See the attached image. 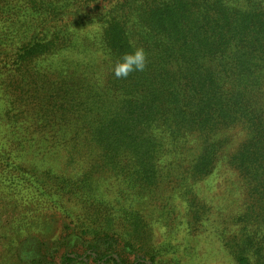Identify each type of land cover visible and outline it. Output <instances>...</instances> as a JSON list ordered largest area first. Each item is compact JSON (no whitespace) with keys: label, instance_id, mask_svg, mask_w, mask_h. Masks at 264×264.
<instances>
[{"label":"trees","instance_id":"obj_1","mask_svg":"<svg viewBox=\"0 0 264 264\" xmlns=\"http://www.w3.org/2000/svg\"><path fill=\"white\" fill-rule=\"evenodd\" d=\"M84 1L89 0H17V6L10 13L6 11L7 14L4 7L8 6V2L2 3L0 0V17L4 14V18L11 21L13 29H24L28 25L34 28L35 25L42 30L45 26L43 23L55 27L46 41L35 38L31 32L23 33L22 36L29 39L27 47L17 50L15 58L11 55L12 61L35 58L47 52L56 39L64 41L65 27L68 25L66 21L63 22L64 16L68 8L77 10ZM19 13L21 17L25 15L24 20L19 17L14 19ZM35 15L40 20H35ZM99 16L101 29L97 40L103 53L102 62L105 60L107 64L102 67L112 77L108 84L111 87L115 85L110 92L105 93L107 96L104 101H109L106 103L109 107L103 113L107 116L116 114L123 101V106L131 108L129 114L132 125H136L125 126L130 133L124 136L128 138L129 144L132 141L131 146L135 151L136 148L150 146L154 175L149 181L137 168L131 170L133 166L129 167L127 157H123L125 164L121 165V174L114 178V185H118L119 190H127L130 205L135 204L139 208L132 211L134 213L131 215L117 212L113 219L117 231L114 229L111 234L105 233L102 226V219L108 213L102 212L97 218L98 222L91 216L89 225L80 221L81 234L96 241L93 246L83 249L81 256L65 252L61 256V263L70 264L73 258L83 259L87 256L92 263L110 258L113 264H140L130 255L125 261H119L121 245L133 251H137L141 245H137V236L130 232V226L126 231L129 237L119 235L125 232L131 218L139 215L141 224L147 228L146 204L173 201L175 197H184L187 202L192 199L195 204L196 196L193 193L196 192L193 189L196 183L211 175L222 176V187L228 186L231 193L243 194L244 198L247 195L249 200L245 201L250 203V213L236 214L231 218L230 225H223L216 230L225 253L235 260V264H264V0H129V3L117 0ZM26 20L29 22L26 23ZM75 21L80 22L79 19ZM2 32L7 33L0 31V37L4 35ZM133 47L145 49L148 58L145 70L131 73L127 78H116L112 72L114 61L119 54ZM70 63L66 58L64 65L69 66ZM16 72L17 68L13 76L21 78L22 74ZM90 78L89 84L92 85V79H97ZM6 84L15 85L12 78ZM45 84L61 86L65 82L62 78L59 82L34 83L35 95L40 96L42 90L49 92L45 90ZM115 88H118V92L112 95ZM81 90L83 85L77 88V91ZM24 94H27V90ZM53 97L50 95L47 99ZM42 99L40 96L41 108L47 105L41 102ZM80 100L84 110L85 107L94 108L91 95ZM72 101L76 102L73 98ZM78 104L73 103L74 107L69 109L63 107L59 115L63 120L62 126L53 131L47 127L43 130L42 126H39L41 131L36 130L46 137L54 138V142L60 139L69 130L73 114L79 112L76 109ZM57 112H60L59 106H54L51 112L42 110L45 113L43 117ZM14 118L15 114L11 119ZM145 125L146 130L143 129ZM121 132L126 133L125 130ZM9 133L11 138L0 130V184H5L8 193H18L24 189L27 181L14 177L2 179L1 173L11 176L17 170L21 174L23 171L29 172L20 164V151L25 147L23 143H30V138L20 136L18 128L11 127ZM180 176L187 178L188 188L184 192L178 184ZM33 177V185L42 190L41 193L33 194L32 190L28 194L30 200L23 197L20 203H11L9 196L0 200V218L5 222L2 225L7 227V235L2 236L4 226L0 225V264L5 259H10L11 264H15V260L26 264L20 253L25 242L34 240L38 241L35 245L38 247V258L32 262L53 264L52 259L66 244L58 240L59 220L62 227L65 225L69 231L67 236L70 239L77 236L74 228L61 220L60 215L65 214L58 208L63 201L62 195L52 191V188H46L36 175ZM79 183L84 184L85 181ZM70 190L72 187L68 185L67 192ZM191 193L192 196L188 197ZM89 197L84 196L85 203L92 209L94 201ZM28 202V210L16 216L20 219L13 220L5 215L9 211L16 214L15 207H22ZM40 204H45L46 208L54 212L53 216H58V227L50 228L49 234L41 231L42 218L33 211V207L37 210ZM197 212L198 209L194 210V215L199 218ZM77 216L79 213H70L68 217ZM217 218L227 223L225 218L222 219V214H217ZM30 224L38 228L26 230ZM46 242L49 246H46ZM89 250L91 253H88ZM46 256L51 259L47 263L41 260ZM149 260V264L161 262L152 255ZM251 260L254 263H249Z\"/></svg>","mask_w":264,"mask_h":264},{"label":"rangeland","instance_id":"obj_2","mask_svg":"<svg viewBox=\"0 0 264 264\" xmlns=\"http://www.w3.org/2000/svg\"><path fill=\"white\" fill-rule=\"evenodd\" d=\"M16 1L1 0L2 3L8 2V6L4 7L5 13H10L17 6ZM126 1L129 3V0ZM116 2L117 0L96 2L89 0L81 2L77 10L68 8L63 19V22L68 23L65 27L66 39L62 42L56 39L55 44L44 54L31 59L26 58L20 62L12 61L11 55L15 58L17 50L27 45L29 39L22 34L31 32L35 38L46 41L55 27L43 23L45 26L42 27V30L36 28L35 25L34 28L32 25H28L24 29L14 28L17 29L14 30L10 25L11 21L6 20L4 14L0 17V31H7V33L2 32L6 36L0 37V130L5 131L10 137L11 127L18 128L20 136L30 138V143H23L25 147L20 151L22 156L20 164L29 169V172L23 171L21 174L17 170L15 173H11V176L1 173L2 179L3 177L6 179L14 177L22 181L26 180L27 183H25L24 189L18 193L12 191L8 193L5 184H0V192H3L0 193V200L9 196L11 203H20L23 197L28 198V194L32 190L33 194L41 193L42 190L33 185L32 180L35 175L46 188H52V191L62 195L63 201L58 205V208L60 207L65 214L60 215L61 220L69 223L77 236L70 239V236H67L69 231L65 229V225L62 227L59 220L57 232L60 234V238L58 240L66 244L52 259L53 264H62L61 256L65 252L81 256L83 249L94 245L96 239L92 240L88 235L81 234L80 221L89 225L91 216L94 221L98 222L97 218L102 212L108 213L107 217L104 219L101 217V219L105 233L111 234L114 229L117 231L113 220L117 212L131 215L134 213L132 211L139 208L135 204L134 206L130 205V201L127 200V190H119L118 185H114V178L121 174V165L125 164L123 157H127L129 167L133 166L131 170L137 168L149 181H152L154 175L155 167H152V158L149 154L150 146H147L148 150H146L147 147H142L143 149L136 148L135 151V148L131 146L132 141L129 144L128 138L124 136L130 133L127 131L128 129L124 128L125 126L136 125H132V118L129 114L131 108L123 106L125 104L123 101L116 114L107 116L106 113H103L109 107L106 105L109 101H104L107 96L105 93L110 92L115 85L111 87L108 84L112 77L109 72L106 74L105 68L102 67H106L107 64L105 60L102 62L103 53L100 44H98L99 40H97L98 32L101 29L99 15L110 9ZM21 13L24 14V11ZM21 13L15 15L14 19L19 17L24 20L25 15L21 17ZM37 18L40 20L35 15V20ZM78 19L80 22L75 21ZM38 31L43 32L35 34ZM113 51L118 55L115 48ZM126 51L129 50L124 52ZM66 58L71 62L69 66L64 65ZM16 68V73L22 74L21 78L13 76ZM90 76L97 79H92V85L89 84ZM10 78L14 80V87L6 84ZM62 78L65 82L64 85L45 84V90L49 92L44 90L39 92V95L43 97L41 102L47 104L41 108L39 105L40 96L35 95L34 83L59 82ZM94 81L97 82L94 83ZM82 85L83 90L77 91V88ZM6 87L8 88L6 89ZM26 90L27 94H24ZM117 92L118 88H115L112 95ZM50 95H54V97L47 99ZM90 95L94 101L92 103L94 108L85 107L84 110L80 99L85 100ZM72 98L76 102H73ZM73 103H79L76 106L79 112L73 114L66 134L54 142V138L46 137L47 135L44 136L39 132L41 131L39 126H42L43 130L44 127H47L50 131L62 126L63 120L59 118V115L63 112V107L67 106L68 109L74 107ZM54 106H59L60 112L43 117L45 113H42V110L51 112ZM10 107H13L14 110H11ZM14 114L15 118L11 119ZM143 129H147L146 125L143 126ZM121 130H125L126 133ZM156 169L158 170V166ZM156 173L159 177L158 172ZM221 177L210 175L196 183L193 189L196 192V194L193 193L196 196V205L191 201L192 199L187 202L184 197H175L173 201L146 204L145 217L146 222L149 223L147 228L141 224L139 215H134V218H131L130 223L127 224L125 232L119 234L125 238L129 237L130 235H127L126 231L130 226V232L137 236L136 243L137 245L141 244V248L133 251V249L121 245V260L118 258L119 261H125L130 255L131 259L139 260L140 264H149V258L152 255L155 260H161L160 264H235V260L225 253L223 242L218 240V231L216 230L223 225H230L231 218L236 214L250 213V203L245 201V199L249 200L247 195L244 198L243 194L231 193L230 187H222ZM80 181H85V183L80 184ZM186 181L187 178L183 179L180 176L178 184L181 185L182 192L186 190V187L188 188ZM68 185L72 187L69 192H67ZM86 192L94 201L92 209H89L85 203L84 196L89 197ZM187 196H192V193ZM160 198L162 200V197ZM40 203L42 202L40 201ZM29 204L28 202L22 207H15L16 214L13 211L11 213L4 211L5 215L13 220L20 219L16 216L28 210ZM42 204L37 206V210L33 207V211L42 218L41 231L49 234L51 233L50 228L58 227V216L57 218L53 216L54 212ZM196 209H198L197 213L201 218L195 217L194 210ZM70 213H79V216L70 218L68 217ZM217 214H222V219L225 218L227 223L219 221ZM4 223L0 218V225ZM32 227L38 228V226L30 224L26 230ZM234 227L236 226L234 225ZM6 230L7 227L4 226V229L1 230L2 236L7 235ZM37 243L38 241L34 240L31 243L23 244L20 254L23 259L25 258L26 264H34L32 260L38 258L36 254L38 247H35ZM47 245L49 246L48 242H46ZM88 253H91L90 250ZM113 257L117 259V255L114 253ZM5 260L3 264L12 263L10 259ZM41 260L47 263L51 259L46 256ZM90 260L87 256H84L83 259L73 258L70 264H113L110 258L93 263ZM14 263L21 264L18 260H15ZM249 263H254V261L251 260Z\"/></svg>","mask_w":264,"mask_h":264},{"label":"clouds","instance_id":"obj_3","mask_svg":"<svg viewBox=\"0 0 264 264\" xmlns=\"http://www.w3.org/2000/svg\"><path fill=\"white\" fill-rule=\"evenodd\" d=\"M147 53L143 47H133L122 53L113 63L112 72L116 78H127L131 73L143 72L147 66Z\"/></svg>","mask_w":264,"mask_h":264}]
</instances>
